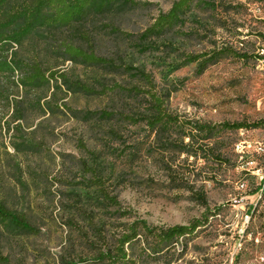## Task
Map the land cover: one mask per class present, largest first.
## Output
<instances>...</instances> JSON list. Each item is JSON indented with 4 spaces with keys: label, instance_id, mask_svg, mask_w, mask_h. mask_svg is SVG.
<instances>
[{
    "label": "rangeland",
    "instance_id": "374dc122",
    "mask_svg": "<svg viewBox=\"0 0 264 264\" xmlns=\"http://www.w3.org/2000/svg\"><path fill=\"white\" fill-rule=\"evenodd\" d=\"M131 1H97L61 27L33 0H0V201L31 225L0 219L4 257L115 264L135 223L198 224L168 246L127 245L122 264H264V127L209 141L191 128L264 123V0H196L163 35L148 30L179 0ZM66 45L112 64L70 59ZM220 51L204 74L188 61ZM35 66L65 80L30 83ZM142 74L171 94L179 124L150 131Z\"/></svg>",
    "mask_w": 264,
    "mask_h": 264
},
{
    "label": "trees",
    "instance_id": "16d2710c",
    "mask_svg": "<svg viewBox=\"0 0 264 264\" xmlns=\"http://www.w3.org/2000/svg\"><path fill=\"white\" fill-rule=\"evenodd\" d=\"M100 0H33V6L35 11H40L48 9L52 12V23L56 26L69 27L78 22L85 20L94 3ZM107 1V0H103ZM115 1V0H112ZM123 2L134 4L131 0H122ZM196 0H179L176 2L171 10L165 15L161 16L154 26L148 30L151 35H163L174 28L176 21L186 16L193 8ZM65 55L73 60H78L86 64L91 65H110L112 62L108 59L102 58L94 54L93 52L86 51L84 49L66 45ZM226 55V51H220L214 53V55H199L196 57L189 58L190 63L199 64V74H204L209 66L218 61L220 58ZM242 59H249L247 55L237 56ZM144 84V89L140 90L134 88L135 91L138 89V93H143L149 100L148 115L145 119L146 125L150 131H158L161 127L165 125H177L180 123L178 117L174 116L170 110V93L162 94L154 82V80L142 74L139 76ZM62 76H58L57 73L49 72L45 73L43 70L37 66L32 68V72L29 76V82L34 83L37 81L47 82V81H59ZM65 80V79H64ZM79 88L85 89V87L80 86ZM116 88H112L115 91ZM143 91V92H140ZM105 90L104 93H107ZM137 94V93H136ZM264 127V123H237V124H223L219 126H203L195 124L191 126L193 131H196L199 135H203V141L212 140L216 134L217 129L221 131H231L237 132L241 130H257ZM190 141H194L195 137L189 135ZM116 204L115 201L111 200ZM0 219L4 221H9L10 223L16 225L18 228L23 230H31V225L29 220L24 216L20 215L14 211L9 210L3 202L0 201ZM209 221V217L205 218V225ZM201 225L193 224L191 226H175L167 230H157L150 228L146 223H135L129 228L128 234H125L121 240L120 246L117 248L116 256L108 257V260H113L115 264H122L130 262L128 253L126 252V246H133L135 242H141V240L149 241L150 237H153L157 241L158 247L168 246L169 244H174L179 242L181 238L192 236ZM107 260V257L103 258ZM0 264H8L7 259L4 257L0 248Z\"/></svg>",
    "mask_w": 264,
    "mask_h": 264
}]
</instances>
